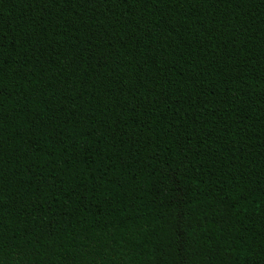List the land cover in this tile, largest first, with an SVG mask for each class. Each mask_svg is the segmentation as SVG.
<instances>
[{"label":"trees","instance_id":"16d2710c","mask_svg":"<svg viewBox=\"0 0 264 264\" xmlns=\"http://www.w3.org/2000/svg\"><path fill=\"white\" fill-rule=\"evenodd\" d=\"M0 264H264V0H0Z\"/></svg>","mask_w":264,"mask_h":264}]
</instances>
